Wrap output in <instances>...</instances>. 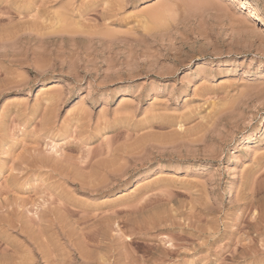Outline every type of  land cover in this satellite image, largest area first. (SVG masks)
<instances>
[{"label": "rangeland", "instance_id": "1", "mask_svg": "<svg viewBox=\"0 0 264 264\" xmlns=\"http://www.w3.org/2000/svg\"><path fill=\"white\" fill-rule=\"evenodd\" d=\"M0 264H264V0H0Z\"/></svg>", "mask_w": 264, "mask_h": 264}, {"label": "bare ground", "instance_id": "2", "mask_svg": "<svg viewBox=\"0 0 264 264\" xmlns=\"http://www.w3.org/2000/svg\"><path fill=\"white\" fill-rule=\"evenodd\" d=\"M234 1H238V0H234ZM240 1V0H239ZM239 3V2H238ZM250 6H251V4H250ZM253 6V5H252ZM257 8V7H256ZM156 16V15H155ZM158 18V17H157ZM161 20V19H160ZM157 23V22H156ZM50 32V31H49ZM160 173V172H159Z\"/></svg>", "mask_w": 264, "mask_h": 264}]
</instances>
